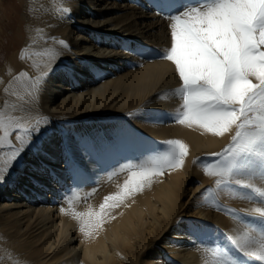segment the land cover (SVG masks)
I'll return each mask as SVG.
<instances>
[{"label": "bare ground", "instance_id": "bare-ground-1", "mask_svg": "<svg viewBox=\"0 0 264 264\" xmlns=\"http://www.w3.org/2000/svg\"><path fill=\"white\" fill-rule=\"evenodd\" d=\"M18 1L20 9L16 15L13 14L12 19L16 18L15 20L19 22L20 31L18 28L17 30L18 34L21 32L19 37L21 39L19 46L13 48V53L4 60L1 68L0 111L21 117L22 122L34 124L40 119L46 120V123L41 125L40 133H34L38 137L36 143L39 153L36 147L30 145L22 157L8 165L6 162L9 160L10 149L0 148V169H7L0 171V197L4 199L0 202V218H2L0 220H7L10 229L15 234L21 235L20 238L17 236V242L25 243L21 245L22 247L35 242L41 245L37 251L47 247V252L42 253L37 260L40 264H132L131 259L136 253L141 254L142 259L145 260L143 264H161V259L154 261L156 252L144 253L147 246L145 240L152 237L153 231L168 227L172 219V215L169 214L174 203L172 198H176L174 188L184 182L188 183L194 177L190 175L192 171L188 166L190 157L200 153L203 147L219 148L227 139L205 133L202 136L184 125L173 129L146 130L148 135L155 138L165 140L177 137L184 141L188 147L185 164L172 173L161 186H155L150 190L144 189L141 196L133 194L132 191L126 193L124 183H121L113 190L103 193L87 210L79 211L75 207H67L66 199H63L64 201L60 199L66 197L64 189L67 185L73 188V178L70 176L77 172V167H80V171L86 168L97 172L101 166L98 159L100 149L104 148L108 152L113 148L117 157L121 154L119 145L126 139L125 131L122 132L114 123L109 126L101 125L105 126L106 131H104L108 136L101 132L102 137L97 151L92 148L93 141L91 142L90 138L96 139L98 134L92 131L91 124L88 126L80 117L94 113L92 110L86 111L88 108L105 107L109 110L113 108L116 104L113 96L122 84H126L130 89L132 95L128 94L127 100L132 97L131 101L135 100L132 105L139 108L147 104L145 96L150 92V88L145 85V81L151 80L152 75L159 74L167 68V64L150 62L140 70L138 74L140 78L129 80L128 78L133 75L127 73L126 67L121 68L120 65L135 64L138 59L132 56L134 47L128 46L127 41L122 38H146L145 36L150 35L152 26L160 22L157 18L154 19L144 13L139 0ZM3 5L0 0V7ZM63 8H67L68 11H62ZM147 17L151 18L153 25L145 20L148 19ZM4 29L0 20L1 39L6 36L3 35ZM61 40L67 47L60 44ZM116 45L124 49L126 47L127 54L117 52ZM48 49L55 50L58 55L55 57L43 55ZM35 53L41 55H34ZM40 76H44L46 80L42 92L39 95L29 96L28 78L35 80ZM123 106H121L122 110ZM63 115L73 117L79 122L76 124L78 128L70 134L74 136L73 140L62 144L65 148L61 147V142L55 143ZM79 125L88 126L83 137L76 135V132L82 131ZM96 129L100 130L98 126ZM111 132L114 134H110ZM115 132L117 135L114 137ZM12 140L14 146L19 148L20 143L15 140V134ZM82 140L88 143L86 151L79 143ZM69 147L73 160L67 164L65 163L66 148ZM121 167L122 171L127 165ZM64 176H68L70 181L65 182V185L61 181ZM13 182H16L15 185ZM260 186L264 191V186ZM47 187L50 190L55 188V193L51 197L54 199L52 203L56 204L54 205L56 214L61 219L63 227L75 228L74 231L81 245L78 249L76 246L69 247L68 237L64 238L61 229L49 222L53 215H50L52 214L50 208L44 206L42 200L43 197L46 198ZM203 187L202 182L191 190V195L199 193ZM116 193L119 195L116 196ZM109 196L114 199L107 200ZM101 205H104L103 209ZM182 207L180 205L178 209ZM190 207L196 206L190 205ZM195 214L196 217L221 225L224 227L223 230L229 231L228 224H230L232 235L237 240L245 239V236L239 234L237 227L228 223L223 216L203 212L202 207H197ZM163 222L164 225L161 224ZM186 229L189 228L185 223L181 227H176L172 230L173 233L168 241L161 246L174 257L181 259L180 262L183 264H204L202 254L188 247L194 240L190 237L183 238L187 235V232L184 233ZM23 232L28 234L27 237H23ZM14 238L15 236H9L2 231L0 226V264H15L12 262L13 244L11 241V243L7 242ZM173 239L180 242H172ZM61 240L65 244H61L59 249ZM182 240L188 244L182 246ZM182 248H184L183 252L180 251ZM149 253L153 256L146 259ZM49 255L51 256L45 260ZM166 263L168 264V261Z\"/></svg>", "mask_w": 264, "mask_h": 264}, {"label": "rangeland", "instance_id": "rangeland-1", "mask_svg": "<svg viewBox=\"0 0 264 264\" xmlns=\"http://www.w3.org/2000/svg\"><path fill=\"white\" fill-rule=\"evenodd\" d=\"M14 1L15 3H13ZM139 1L142 3L141 7L144 10V13L152 16L154 19L157 18L160 23H158L159 25H153V22H151V18L147 17L148 19L145 20L149 24L153 25L150 35L148 34V36H145L146 38H122L127 41L126 43L128 46L134 47V50H132V56H135L138 61L135 64L127 66L125 64H122L120 65V67H126L127 73H129L131 76L136 75L135 77L132 76L128 78L129 80H131L132 78H140L141 76L138 75L140 73V70L143 69L144 66L148 65V63L153 61L159 62L160 64H167V68L162 70L159 74L152 75L153 78H151V80L145 81V85L147 84L148 88H150V92L145 96V101H147L146 105L139 108H136L134 105H132L135 100L131 101L132 97L128 98L127 100V95H132L129 91L130 89L126 84H122L121 87H119V89L116 91L115 96H113L116 104L113 108L110 109L111 111L109 109H106L105 107H99L98 109L88 108L86 109V111L92 110L94 111V113L80 117V119L82 118L83 122L87 123L88 126L91 124L90 127L92 131H96V134H98L96 135V139L92 140V138H90V141H93L92 148H94L95 150L97 149V151L99 150V140L102 137L101 132H103L105 136L107 135L105 133L106 129H104L105 126L101 125L109 126L110 124L114 123V125L117 128L119 127L122 132L125 131L124 134L126 136V139L119 145L121 154L117 157L115 154V149L113 148H110L108 152L104 148L100 149L98 159L101 166L97 172H94L92 170L89 171L86 168H82L80 171V167H77V172L72 173L71 176L69 175L71 178H73V188H70L67 185V187L64 189L66 197L63 196V198L60 200L66 199L65 204L67 207H75L79 211H82L83 209L87 210V208H89L93 202L99 200V198L103 195V193L107 192V190H113L121 183L125 184V182L129 178V172L127 171V169H134L136 167L137 160L142 161L148 158V156H150L151 154L166 150L167 141L170 139L180 140V138L177 137H171L163 140L161 138H155L151 135H148V133L146 132V130H149L151 128L163 130L167 128L173 129L180 126L178 123L173 122L172 118L178 115L180 110L182 109V94H176V89L182 87V82L179 80L178 74L175 72L174 65L166 59L160 58L161 56L166 54L171 46L172 22L170 18H168L167 13L173 11V7L161 8L156 0ZM2 2L4 5L3 7H0V20L2 22V27L5 28L3 35L6 34V36H4L5 38H0V50H2L0 51V72L4 60L7 59L11 55V53H13L14 47L19 46V42L21 39H19V37H21V32L20 34H18L17 30V28L19 29L20 27H18L19 22L15 20L16 18L12 19L13 14L16 15L20 9L19 1L7 0L6 2V0H2ZM201 2L202 0H181V3L175 5V7H188L198 5ZM10 36L12 37V39H10ZM113 37L116 38V36ZM3 41H6L7 43H4ZM115 42L116 41H114L113 44H115ZM115 49L121 54L122 52L124 54H127L126 47L124 49L121 48L120 45H118ZM121 106H123V110ZM62 121V123L59 122L61 129H59L57 133V141L55 142L56 144L61 142V147L64 146L62 144L65 141L71 142L73 140L74 136L70 134H73L75 132V129L78 128V125L76 124H79V122L75 118L69 117L67 115H63ZM79 126H81L80 128L82 129V131L76 132V135L83 137V133L86 131V129H88V126ZM96 126H98L101 131L99 129H96ZM190 129L197 131L202 136L205 134L213 135L195 125ZM118 133H120V131ZM110 134L113 135L114 133L111 132ZM233 134L234 132L226 133L224 136H222L227 140H225L219 148L205 149V147H203L200 153H196L190 157L188 166L192 171L190 175H193L194 177L188 183L184 182L183 184H180L179 186L174 188L176 192V198H172V200H174V203L172 204V209H170L169 212V214L172 215V219L168 224V229L166 227H162V230L161 228H159L155 232L153 231L152 237H149L145 240V244H147V246L144 253L156 252L157 255H155L154 261L155 259L156 261L157 259H161V264H167V261L168 264H183L180 262L182 261L181 259L179 260V258L174 257L172 253L168 252L162 246L163 243L167 242L168 238H170L171 234L173 233L172 230H175L178 226L181 227L182 224L185 223L188 225L189 229H186L184 233L187 232L186 234L189 235H184L186 237L183 238L186 239L190 237L195 241L191 242L192 244H189L188 247H190V249L192 247L193 250L198 251L202 254L204 264H218V257L214 255L212 251L213 248L226 251L228 258L234 259L238 262V264H262V262L255 260L254 257L247 256L244 251H241L236 246L237 244H240L243 245L247 251H259L261 235L262 233H264V226L261 225L262 222L260 221L258 214L254 213L253 211V209H255L256 207L264 208V203L260 202L261 198L259 196V192L252 189H242L239 187V185H236L234 183L221 185L218 188L216 186V180L218 179V177L208 176L205 171L213 164H218L221 161V157L217 154L222 153L223 150L230 144L231 136ZM116 135L117 132H115L114 137ZM182 142L185 143L184 141ZM187 156L188 154L185 156V158ZM185 158L183 165L185 164ZM70 160H73L72 154L70 156ZM123 165H127V168L121 171V166ZM75 166H77L76 163ZM180 168L181 167L165 170L164 174L152 177L151 183L145 182L139 190H132V193L141 196L144 189L150 190L155 186H161L165 183L167 178L172 173H174L176 170H179ZM61 181L65 185V182L69 181V177L64 176ZM202 182L204 184V187L201 189V191L199 193L191 195V190L200 185ZM252 183L255 189L263 191L262 186L260 185L264 186V176L257 174V176L252 180ZM52 189L50 190L47 187V191L45 189L47 193L46 198H42L43 202L45 203L44 206L49 207L52 213L50 215H53L51 216L49 222L53 223L58 229H61L62 236L64 238L68 237L67 239L69 240V247L76 246L78 249L81 245L77 234L74 231L75 228H73L72 226L69 228L63 227L61 219L58 218L56 214V209L54 208V205L56 204L52 203L54 199L51 197V195H54L55 193V188L53 187ZM118 193H116L115 195L118 196ZM248 197H251V199H249ZM2 201H4V199L3 197H0V202ZM180 205L183 207L178 209V206ZM190 205L196 207L192 208L190 207ZM51 207H53L54 209ZM184 207L186 208V210H184ZM197 207H202L203 212L223 216L228 223H232L233 226L235 225L237 227V231L239 232V234L245 236V239L240 240L238 238L237 240L232 235L233 232L229 227L230 224L228 223L227 224L229 231H227V229L223 230L224 227L213 221L196 217L195 212ZM161 224L164 225V222ZM0 226L1 230L6 234H8L9 236H15L13 240L16 243L12 239L7 241L9 243L12 242L13 244V247L11 248V251L13 252L12 262H14L15 264H25L26 262L27 264H40V262L37 260L40 256H42V253L45 254L47 252L48 249L46 246L42 248L41 251H37V249L40 248L41 245L37 244L36 242L31 245L26 244L25 247H22L21 245L25 243L22 242L19 244L17 242V236L20 238L21 235L15 234V232L10 229L11 227L7 220H0ZM190 229H193V232H191ZM22 235L25 238L28 234L23 232ZM177 241L180 242L177 239L172 240V242ZM184 241H181L182 246H186L188 244ZM61 244L64 245L65 242L62 243V240L60 241L58 245L59 249L61 248ZM50 246L52 247L53 244H51ZM156 246H158V248H155ZM183 249L184 248H182V250L180 251L183 252ZM149 254L146 259H149L153 256L152 254ZM51 255H49L45 260H47ZM131 260L132 264H143L144 259H142L141 254L136 253ZM29 261L31 263H28Z\"/></svg>", "mask_w": 264, "mask_h": 264}, {"label": "snow or ice", "instance_id": "snow-or-ice-1", "mask_svg": "<svg viewBox=\"0 0 264 264\" xmlns=\"http://www.w3.org/2000/svg\"><path fill=\"white\" fill-rule=\"evenodd\" d=\"M156 2L161 8L173 7L167 13L172 22L171 46L160 57L174 65L182 82V87L176 89L177 95L182 94V109L172 121L189 128L198 126L217 137L234 132L230 144L217 154L221 161L207 168L206 174L218 177V188L234 183L242 189L257 191L264 203V191L255 189L252 183L257 174L264 176V0H202L188 7H175L181 0ZM60 44L67 47L63 40ZM43 55L55 57L58 53L48 49ZM28 79L29 96L39 95L46 84L45 77ZM43 123L46 120L37 119L34 124L22 122L21 117L0 111V148L10 149L8 165L22 157L30 145L39 153L34 133L41 132ZM13 134L19 148L13 144ZM79 143L86 151L87 141ZM187 154L188 147L181 140H168L166 150L137 160L134 169H127L125 192L139 190L145 182L151 183L152 177L181 167ZM70 156L69 147L65 163H71ZM253 211L264 226V208L256 207ZM236 246L264 264V233L258 252L247 251L240 244ZM212 251L218 264H238L228 258L226 251L215 248Z\"/></svg>", "mask_w": 264, "mask_h": 264}]
</instances>
